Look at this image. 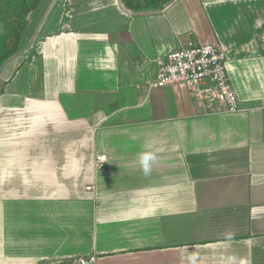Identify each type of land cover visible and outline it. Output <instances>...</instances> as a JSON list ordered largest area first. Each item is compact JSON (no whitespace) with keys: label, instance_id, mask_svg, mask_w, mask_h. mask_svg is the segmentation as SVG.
<instances>
[{"label":"crops","instance_id":"crops-1","mask_svg":"<svg viewBox=\"0 0 264 264\" xmlns=\"http://www.w3.org/2000/svg\"><path fill=\"white\" fill-rule=\"evenodd\" d=\"M36 11L2 66L0 264H264V0ZM190 40L225 51L239 112L151 85Z\"/></svg>","mask_w":264,"mask_h":264},{"label":"built area","instance_id":"built-area-1","mask_svg":"<svg viewBox=\"0 0 264 264\" xmlns=\"http://www.w3.org/2000/svg\"><path fill=\"white\" fill-rule=\"evenodd\" d=\"M152 86L182 85L193 97L216 112L240 111L239 96L227 68L224 50L211 43L190 40L180 48L169 52L159 60V71ZM108 162L107 154H97L94 166L103 169ZM89 190L94 186H88ZM67 264H98V255L73 256Z\"/></svg>","mask_w":264,"mask_h":264},{"label":"trees","instance_id":"trees-1","mask_svg":"<svg viewBox=\"0 0 264 264\" xmlns=\"http://www.w3.org/2000/svg\"><path fill=\"white\" fill-rule=\"evenodd\" d=\"M42 0H0V70L4 63L17 53L25 31L30 25L32 13ZM129 11L145 8H164L173 0H121Z\"/></svg>","mask_w":264,"mask_h":264},{"label":"rangeland","instance_id":"rangeland-1","mask_svg":"<svg viewBox=\"0 0 264 264\" xmlns=\"http://www.w3.org/2000/svg\"><path fill=\"white\" fill-rule=\"evenodd\" d=\"M37 10V9H36ZM34 11L33 13H32V15H31V18H30V22H32L31 23V25H33V26H36V25H39L38 24V21H39V19H38V17H36L35 18V16H38L35 12H37V11ZM36 14V15H35ZM41 21V20H40ZM41 25V24H40ZM16 61V60H15ZM15 61H12L11 63H8V65H6V67L3 69V68H1V70H0V94H1V92H2V87H3V83H4V80L6 79L5 77H7L8 75H9V73H12V71L14 70V67H15ZM13 67V68H12ZM12 68V69H11ZM11 69V70H10ZM8 70H10V71H8ZM9 72V73H8ZM6 73V75L4 76V74ZM2 75L4 76V77H2ZM3 78V79H2ZM11 120V119H10ZM8 121V120H7ZM30 124H32L31 122L29 123V122H26V123H23L22 125H23V129H28V128H30ZM11 126L10 127H14V126H21V125H18V124H16V125H12V124H10ZM7 126H5V128H6ZM47 137H43V141L46 139ZM27 141H24L23 143H26V144H28L30 141H31V143H33V138H31L30 140H28V138H25Z\"/></svg>","mask_w":264,"mask_h":264},{"label":"clouds","instance_id":"clouds-1","mask_svg":"<svg viewBox=\"0 0 264 264\" xmlns=\"http://www.w3.org/2000/svg\"><path fill=\"white\" fill-rule=\"evenodd\" d=\"M150 161H155V155L150 153H141L139 156L140 166L145 174H148L151 170Z\"/></svg>","mask_w":264,"mask_h":264}]
</instances>
